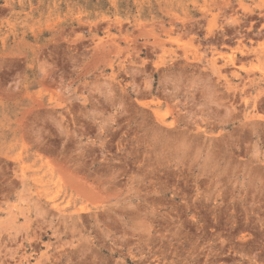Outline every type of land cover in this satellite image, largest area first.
<instances>
[{
    "label": "rangeland",
    "instance_id": "obj_1",
    "mask_svg": "<svg viewBox=\"0 0 264 264\" xmlns=\"http://www.w3.org/2000/svg\"><path fill=\"white\" fill-rule=\"evenodd\" d=\"M0 264H264V0H0Z\"/></svg>",
    "mask_w": 264,
    "mask_h": 264
},
{
    "label": "bare ground",
    "instance_id": "obj_2",
    "mask_svg": "<svg viewBox=\"0 0 264 264\" xmlns=\"http://www.w3.org/2000/svg\"><path fill=\"white\" fill-rule=\"evenodd\" d=\"M154 34H155V33H154ZM155 37H156V36H155ZM154 46H155V45H154ZM159 47H160V46H159ZM57 206H58V205H57ZM55 207H56V206H55ZM56 209H57V207H56ZM58 211H59V210H58ZM61 211H62V210H61ZM61 211H60V212H61ZM77 213H78V212H77ZM60 214H61V213H60ZM61 215H62V214H61ZM59 216H60V215H59ZM66 216H67V215H66ZM66 216H65V217H66ZM79 216H81V215H79ZM59 219H60V218H59ZM62 219H64V218H62ZM65 219H66V218H65ZM77 219H78V218H77ZM74 220H75V219H74ZM70 222H71V220H70ZM71 226H72V223H71ZM71 228H72V227H71Z\"/></svg>",
    "mask_w": 264,
    "mask_h": 264
}]
</instances>
